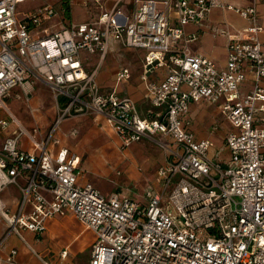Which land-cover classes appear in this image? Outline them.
<instances>
[{
	"label": "built area",
	"instance_id": "1",
	"mask_svg": "<svg viewBox=\"0 0 264 264\" xmlns=\"http://www.w3.org/2000/svg\"><path fill=\"white\" fill-rule=\"evenodd\" d=\"M25 1L0 0V112L8 115L0 118V213L8 235L30 231L42 236L49 220L73 215L95 233L89 264H264V27L259 0L247 7L222 0H135L131 15L117 2L94 21L41 34L36 30L59 12L46 5L19 19L17 7ZM214 9L233 11L249 22L244 38L222 32L229 37L225 69L194 55L191 44L197 36L186 31ZM111 41L146 52L141 79L151 106L159 111L142 116L134 99L102 89L99 66L85 70L83 54H98L102 62ZM160 68L167 76L157 82L152 75ZM131 76L129 67L117 71L119 82ZM248 80L252 87L243 93ZM39 81L55 93L58 108L54 127L40 141L7 105L19 92L28 101ZM202 102L216 105L233 128L225 139V163L210 155L214 142L198 139L188 128L191 106ZM83 114L104 116L123 148L148 140L167 154L157 170L159 184L144 190L142 202L118 193L106 197L90 183L80 185V157L65 147L56 155L49 151L50 144L60 142L55 138L59 126ZM13 124L18 127L12 132ZM22 136L38 153L20 147ZM10 186L22 193L12 215L1 197Z\"/></svg>",
	"mask_w": 264,
	"mask_h": 264
},
{
	"label": "crops",
	"instance_id": "2",
	"mask_svg": "<svg viewBox=\"0 0 264 264\" xmlns=\"http://www.w3.org/2000/svg\"><path fill=\"white\" fill-rule=\"evenodd\" d=\"M134 1L135 0H115L112 7H107V3L101 2V0H98V3H96V0H90V1L86 0L85 2H83L85 8L88 9L90 7L91 9L98 11L95 17L93 19H88L86 15L81 16L78 11H75L74 8L71 9V16L73 18L77 16V18L81 17L83 19V20L78 19L79 22L73 21L74 23L94 21L100 16L101 13L105 11H110L116 5L117 2L120 3L119 6L126 15H131L134 10ZM222 1L226 4H230L235 7H247L251 4V0H222ZM97 4L99 5L98 7ZM100 6L101 9L99 10ZM258 12H259L260 23L264 27V0H259ZM55 20L59 21V24L62 23L59 16H57L43 22V24L36 31L39 34H41L46 31L49 32V31L59 30L69 25L68 24L67 26L64 27L61 26L59 28L58 24H54L53 21ZM248 26H249V22L243 19L237 13L223 9H214L208 14L207 19L202 24L200 25L191 24L187 26L186 31L188 34L197 36V40L191 44V50L194 55L206 57L214 61L219 67V69H225L227 67V62H228L227 47H228L229 37L227 34H223L222 32L225 31L232 35H240L242 38H244L245 31L248 28ZM261 38L264 45V32ZM112 47L115 51L121 50V47L124 48L121 44L115 41H111L110 49ZM124 49L127 52H132L135 54V56H137L140 62L138 63L136 62L137 64L136 68L139 66L140 70L136 71L137 73H132L131 78L128 81H124V82H119L117 79V71L121 67L118 68L115 72L111 73V79L109 80L108 78L106 79L100 78L99 76L100 74H98L99 84L104 91L114 90L121 97H130L134 99L140 114L142 116H147L149 113L156 111L152 109L151 103L147 98L145 82L141 79L144 69L146 52L141 49H126V48ZM137 51L141 53L138 54ZM94 57L96 58L98 57L97 64L92 63L93 61L92 59ZM102 62H100V55L98 54L96 55L83 54V65L86 71L91 72L94 69H96L98 66L100 69V64ZM122 67H127V66H122ZM166 76H167V70L165 68H160L156 71V73L152 75V78L157 82H162L166 78ZM38 83L44 84L43 82L40 81L37 82V84ZM251 87H252L251 80H248V82L243 85L242 92L247 93L251 89ZM217 115L223 117L224 120L223 124H218V122L221 119H216ZM95 120L100 121L98 122V124L99 125L101 124L102 129L107 128L105 123L108 121L104 116L97 115ZM186 120L189 122L188 128L195 133L198 139L210 140L214 142V147L210 151V155L214 159L223 163L229 160L228 152L225 149V139L227 135L233 130V128L230 127L225 132L220 133L222 126L227 125L229 123L220 113L216 105H213L209 102L193 104L191 106L190 113L187 116ZM194 123L202 129L200 133L193 130ZM74 131L76 132L75 135L72 134ZM65 136L77 137L78 131L76 129H73L69 132V134H66ZM56 139L60 141L59 144L49 145V151L53 155H56L59 152V150L63 147L68 148L61 143L63 139L60 138H56ZM157 139L160 141H165L164 137L161 135H158ZM145 141L148 140H143L135 144H142ZM3 142H4V135L0 134V147H2ZM30 144H31V148L28 149L22 145V142H20V147L26 151L32 153H38V150L35 149L31 141ZM71 152L76 154L82 160V168L84 170V173L79 179L80 185H86L90 183L94 185L97 189H99L102 192V194L106 197H109L112 194L116 193V188L113 185L109 186L108 188L109 190H107V188L105 189L104 186L101 184L102 181H100L99 178H95L89 175L91 168L89 165L87 166L85 165L87 164V162L84 161V155L81 154L80 151H71ZM224 152L226 153V157L222 156ZM137 154H143V153L138 152ZM162 158H161L162 162L158 164L157 170L161 165H163L166 162L167 154L164 152V150H163ZM84 165L86 167H89L90 169L86 171ZM140 169L137 170L136 167L129 169V171L132 172V174L130 173L131 175L130 174L127 175L129 178L126 176L123 182H118V183L125 185L126 188L128 189H130L128 186L131 185L135 187V184H137L136 173H139ZM157 170L155 173L156 175L155 180L150 183H147L143 188L144 190L151 184H155V185L159 184V180L157 177ZM125 190H126L125 192L124 191H117V192L121 197H129L135 201L142 202V198L137 199V196L140 193L138 194L136 187H135L136 193L132 192L131 190H127V189ZM144 190L141 191L144 192ZM133 195L136 198H134ZM1 197L3 203L6 206L8 213L10 215L16 214L22 200L21 191L15 186H10L2 193ZM62 218H66L72 224H76L77 226L80 224L82 230L75 237L73 242L66 244L61 250H55L52 249L51 246L47 244L48 243L47 238L50 233H52V236H54V234H56L54 229L60 226V222L58 221L57 217L48 221L47 230L42 236H37L35 233H32L30 231H23L21 235L17 233H11L8 235V231H9L8 224L0 213V261H2V264H46V263L74 264V261L77 257L83 255L86 252L87 248L90 249V247L95 241V233L92 230L88 229L86 226H84L81 222H79L73 215L63 216ZM75 243H78L77 248L75 246ZM13 251H16V254L13 255ZM64 251H67L68 253L66 258H62V254ZM11 257L12 260L10 261L9 259ZM90 257H91V249H90ZM90 257H89V262H90Z\"/></svg>",
	"mask_w": 264,
	"mask_h": 264
},
{
	"label": "rangeland",
	"instance_id": "3",
	"mask_svg": "<svg viewBox=\"0 0 264 264\" xmlns=\"http://www.w3.org/2000/svg\"><path fill=\"white\" fill-rule=\"evenodd\" d=\"M85 1L86 0H28L18 5L17 16L19 19H24L27 15L38 11L41 7L52 5L60 12L59 18L62 23L59 24V21H53L54 24H58L60 28L61 26H67L73 21L79 22L78 19L83 20L81 17L77 18V16L74 18L71 16L70 19L67 18L63 10L64 3L68 4L71 9L74 8L75 11H78L81 16L86 15L88 19H93L95 17L98 11L90 7L88 9L85 8L83 5ZM101 2L107 3V7H112L115 0H101ZM98 6L97 4V7ZM100 9L101 6L99 7V10ZM117 51L118 50L115 51L112 47L109 54H107V58L100 64V78L111 79V73L122 66L129 67L132 73H137L136 71L140 70L139 66L136 68V62L138 63L140 61L134 53L127 52L122 47L121 50ZM137 52L138 54L141 53L139 51ZM92 60L93 64L98 63V57H94ZM7 105L15 119L39 141L49 136L50 131L54 127L55 120L58 118L56 95L45 84L36 83L33 94L28 101L19 92V95L15 94L7 101ZM152 109L156 112L159 111L157 108L152 107ZM96 116V114H83L69 117L57 129L55 134L56 138L63 139L61 143L71 151H80L81 154L84 155V161L87 162L85 165H89L91 168L84 165L86 171L90 169L89 175L99 178L105 189L107 188V190H109V186L113 185L116 188V193H118L117 191L125 192V189L136 193V187L138 194L140 193L137 199H141L143 195V191L141 190H144L143 188L147 183L155 180L158 164L162 162L163 159V150L157 143L151 141H145L142 144H133L129 148H123L118 136L114 134L115 132L111 125L108 122H104L107 128L102 129L101 124H98L100 121L95 120ZM5 117H8L7 113L1 111L0 118ZM216 119H221L218 124L224 123L222 116L217 115ZM17 127L16 124H13L11 131L17 130ZM230 127L232 128L230 124L222 126L220 133L225 132ZM73 129L78 131V136L66 137L65 135L69 134ZM193 130L198 133L202 131L195 123L193 125ZM21 142L25 148H31L27 136H22ZM138 152H142L143 154H137ZM222 156L226 157V153L224 152ZM134 167H136L137 170L141 168L139 173H136L137 184H135V187L133 185L128 186L130 188L128 189L125 185L118 182H123L128 174H132L129 169ZM172 212L175 216H179V213L174 208ZM57 219L60 222V226L54 229L56 232L54 236H52V233L49 234L47 244L50 245L52 249L61 250L66 244L74 241L75 237L81 232L82 227L80 224L78 226L72 224L66 218L57 217ZM75 246L77 248L78 243H75ZM90 249L87 248L83 255L77 257L74 264H89Z\"/></svg>",
	"mask_w": 264,
	"mask_h": 264
},
{
	"label": "trees",
	"instance_id": "4",
	"mask_svg": "<svg viewBox=\"0 0 264 264\" xmlns=\"http://www.w3.org/2000/svg\"><path fill=\"white\" fill-rule=\"evenodd\" d=\"M63 8H64L63 10L65 12L64 13L65 16L70 19L71 18V8L66 3H64Z\"/></svg>",
	"mask_w": 264,
	"mask_h": 264
}]
</instances>
